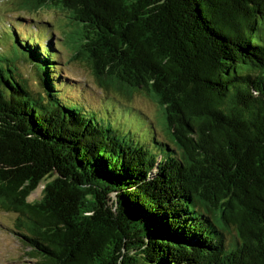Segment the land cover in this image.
Returning <instances> with one entry per match:
<instances>
[{
    "label": "trees",
    "instance_id": "16d2710c",
    "mask_svg": "<svg viewBox=\"0 0 264 264\" xmlns=\"http://www.w3.org/2000/svg\"><path fill=\"white\" fill-rule=\"evenodd\" d=\"M15 4L63 12V43L109 96L88 109L66 92L62 50L42 35L49 21L32 19L38 33L26 37L3 28L0 209L17 214L31 254L41 264H264V0ZM137 93L159 108V127L128 113L147 145L115 125L121 99Z\"/></svg>",
    "mask_w": 264,
    "mask_h": 264
},
{
    "label": "rangeland",
    "instance_id": "374dc122",
    "mask_svg": "<svg viewBox=\"0 0 264 264\" xmlns=\"http://www.w3.org/2000/svg\"><path fill=\"white\" fill-rule=\"evenodd\" d=\"M19 16H22L23 19L19 18ZM34 18L39 19L44 25L45 21L50 22L49 26L45 25L48 32L42 35H46L47 40H53L54 46L62 50L61 61L58 60L57 62L60 63L58 65L61 67L59 71L62 73V79L66 80L65 84L70 85L66 89V92L73 97V99H82L87 103L88 107H86L88 109L106 105L109 96L104 94L96 85L87 64L80 60H74L71 50L66 48V45L63 43V30L69 28V26H66L67 16L63 12L43 8L33 14L28 12V10L22 14L18 11L15 0H0V41L4 42L2 38L4 27L8 29L11 28V32H13V27L15 26L21 30L22 35L25 37L29 35L28 31L34 29L33 34L36 35L38 29L35 26H32V28L28 26ZM21 23L26 24V26H21ZM52 32H54V34H52ZM8 36L13 38V35L7 32L5 39H9ZM6 43H8V41L1 45L2 49L10 47L6 45ZM18 66L20 70L29 77L32 87L38 90L33 67L24 60H20ZM113 100L117 102V99ZM119 108L124 111V117L119 121V124H115L116 128L123 133H130V131H132V133L137 134L138 132L139 135H136L137 138H135V140H139V142L147 145V133L141 129L139 124L143 120L141 118L138 119L135 115L128 116V113L130 110L131 113H134V110H142L147 114L150 127L154 125L159 127V108L157 103L146 95L137 93L130 101L121 99ZM96 111L101 117L107 116L102 110L97 109ZM44 186V183L40 184L31 194L29 200L34 201L40 199L43 195ZM16 218V213L6 212L0 209V264H41L43 262L42 258L40 256H33L31 254L33 248H31L17 233Z\"/></svg>",
    "mask_w": 264,
    "mask_h": 264
},
{
    "label": "water",
    "instance_id": "95a60500",
    "mask_svg": "<svg viewBox=\"0 0 264 264\" xmlns=\"http://www.w3.org/2000/svg\"><path fill=\"white\" fill-rule=\"evenodd\" d=\"M25 75V74H24ZM28 79H29V77L27 76V75H25ZM116 206V205H115Z\"/></svg>",
    "mask_w": 264,
    "mask_h": 264
}]
</instances>
